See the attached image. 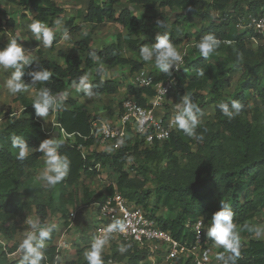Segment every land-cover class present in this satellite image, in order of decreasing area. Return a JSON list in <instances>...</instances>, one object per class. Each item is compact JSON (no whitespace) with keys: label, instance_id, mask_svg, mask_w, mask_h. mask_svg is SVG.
Segmentation results:
<instances>
[{"label":"trees","instance_id":"1","mask_svg":"<svg viewBox=\"0 0 264 264\" xmlns=\"http://www.w3.org/2000/svg\"><path fill=\"white\" fill-rule=\"evenodd\" d=\"M7 1L29 10L34 20L45 21L49 25L64 13V8L52 0ZM85 1V22L95 25L115 22L126 31V37L119 32L110 44L101 48L91 47L86 37L76 42L79 54H65L64 64L40 58L25 66V82H31L29 71L48 69L52 73L50 79L37 81L35 85L38 91L48 88L55 95L73 85L74 81L79 83L91 69L94 71V80L90 81L92 92L95 95L116 94L121 82L103 79L104 67L127 65L134 72L145 68L146 61L141 57L140 49L149 42H156L157 34L154 38L145 37L148 24L134 12L133 5L148 10L168 7L182 13L197 11L204 19L210 18L211 11H215L221 14L218 22L214 20L201 27L195 45L204 35H215L221 41L219 48L225 51L229 68L219 70L220 65L212 66L209 59L214 55L205 59L194 46L185 55L175 90V94L180 95V88L184 85L192 92L194 88L209 84L213 76L221 75L212 80L211 97L195 92L189 96L201 110L214 103V116L212 120L202 121L198 115L200 124L195 136H187L176 127L168 140L152 146H143L142 139L136 137L127 139L116 149L90 150L97 144L96 134L92 132L93 115L75 99L68 98L66 102L73 106L61 108L58 121L73 136L63 139L57 134V140L63 141L58 151L69 158L70 171L54 187L47 188L34 180L33 171L44 156L38 150L39 145L48 139V135L36 118L32 106L34 98L28 102L20 93L17 99L22 101L25 109L21 114L9 112L0 122V264H20L24 251L16 236L24 227L19 219H25L30 213L37 216L40 227L51 228L49 238L45 240L41 264L54 263L57 253L55 219H60L61 226L67 227L71 223L69 214L72 210L94 203L102 204L115 190L142 206L161 229L170 231L181 241L193 238L192 227L198 218H203L210 227L211 216L220 210L222 199L231 207L236 226L243 232L249 231L257 216L264 212V49L253 48L248 40L249 31L238 29L236 23L240 16L264 15V0H128L130 6L122 5L120 8L118 5L122 0ZM198 7L201 9L197 10ZM6 23L12 24V20L8 19ZM74 23L75 19L70 17L64 25L79 29ZM169 36L174 47L182 41L175 33L170 32ZM124 45L137 56H125L122 52ZM93 52L96 59L90 55ZM237 53L242 54V60L237 59ZM199 69H204L203 76L198 75ZM237 72L240 73L238 88L232 95H222L223 88L230 85ZM151 74L155 83L167 76L165 73ZM155 92L152 86L138 87L134 83L127 86V96L134 97L143 105ZM232 100L240 101L243 107L230 120L223 115L218 104L228 102L231 107ZM253 102L255 105L250 109ZM14 135L29 144L30 154L24 161L17 159L19 149L12 147ZM200 136L203 139H199ZM101 168L115 175V185L111 183L105 192H96L82 184L85 177L99 175ZM131 171L136 176H131ZM148 183L153 184V189L146 186ZM161 208L166 209L165 215H157ZM94 236L92 224L82 226L73 242L74 255L67 258L71 250L64 252L62 264H88L84 252L91 247ZM210 241L215 243L211 238ZM123 244L131 245L123 254L117 244L112 245L110 254L102 252L104 264H109L110 260L118 264H150L146 249L132 241ZM236 264H264V237L240 239V256Z\"/></svg>","mask_w":264,"mask_h":264},{"label":"clouds","instance_id":"2","mask_svg":"<svg viewBox=\"0 0 264 264\" xmlns=\"http://www.w3.org/2000/svg\"><path fill=\"white\" fill-rule=\"evenodd\" d=\"M157 27H164L163 20H157ZM56 30H59L61 20L55 21ZM30 30L34 34L37 41L42 42L45 48H50L53 44L55 32L53 28L40 20H33L29 25ZM63 39L69 40L70 35L67 29L63 32ZM155 43L152 46L144 45L140 49V55L144 61H152L155 59V67L172 76V69L178 71L183 64V55L174 47L170 36L167 32L163 34L157 33ZM221 41L213 34L204 35L196 48L199 50L200 56L207 59L220 46ZM25 48L20 43L17 37H9V42L6 47L0 49V67L4 69H14L9 79L6 81L7 89L13 94L27 92L29 83L23 78L25 73L23 69L30 65L32 58L25 54ZM93 59H96L95 52L90 53ZM237 59L242 60L241 53H237ZM204 69L198 70V75L203 76ZM31 77V84L37 81H48L52 76L48 69L31 70L28 72ZM73 86L77 91H83L89 97L93 96L92 85L89 82L88 75L80 78L79 83L73 82ZM68 96L67 92L52 94L50 89L42 88L35 96L32 106L35 109L38 117L46 118L50 109L55 110ZM218 107L223 115L230 120L238 115L243 105L238 100L231 101V107L228 102H221ZM234 110V111H233ZM202 114L199 106L192 102L189 96L184 95L180 98L179 103L175 105V115L171 124L181 130L187 136H195L196 129L200 124L198 115ZM199 139H203L202 136ZM63 141L55 138L44 139L39 145V151L44 154L45 167L40 173V178L45 182V187L51 188L62 181L70 171V160L66 155H61L58 151ZM12 147L18 148L19 152L17 159L24 161L30 154L28 142L19 137H12ZM234 213L229 205L224 200H221V208L211 216V225L207 228L206 236L214 240L216 246H222L227 256L223 253L217 256V259L223 264H236L237 258L240 256V235L236 230V224L233 221ZM26 223L31 226V231H28L20 243V248L24 251L23 258L20 264H41L43 259V249L45 248V240L49 238L51 228L40 227L38 221L27 219ZM127 225L122 220H116L110 224L102 233L97 235L91 244V247L84 252V258L88 264H104L102 252L105 246L111 239V234L114 232L124 233ZM196 231L200 234L201 224H196ZM256 236L261 235V230H255ZM131 245L120 244L118 250L121 254L125 253Z\"/></svg>","mask_w":264,"mask_h":264},{"label":"built area","instance_id":"3","mask_svg":"<svg viewBox=\"0 0 264 264\" xmlns=\"http://www.w3.org/2000/svg\"><path fill=\"white\" fill-rule=\"evenodd\" d=\"M42 22L48 25V22ZM236 27L240 30L249 31L248 40L253 48H264V15L249 14L240 16L237 19ZM20 36L21 33L18 30H14L11 34V37L18 38ZM181 54L183 55L182 68L185 64L186 54ZM181 68L177 71L173 66L172 76L167 75L163 80L156 83L148 68H141L133 73L132 81L136 86H152L156 92L148 98L145 105L140 104L132 96L123 99L117 124L105 122L98 118L93 119L92 132L96 134L97 142L101 143V146L109 144V147L103 148V150L119 148L124 144V140L129 138L139 137L142 139L143 146H152L156 142H164L171 137L173 130L176 128L171 124L175 114L166 111L164 104L166 98L174 93L178 86ZM3 117V115H0V122ZM36 118L40 121L48 138L57 137V134L61 135L63 139L73 136V134L65 131L56 116L53 118L50 129L45 127L43 119L38 116ZM95 146H92L90 150L94 149ZM97 167L99 168L100 165L98 164ZM82 208L87 209L80 214L89 212V209L94 211L91 213L92 215H87V218L92 220L90 224L94 227V238L116 220L124 221L127 225L126 231L124 233L119 231L112 233L111 239L105 247L113 244L120 245L124 242H135L148 251L150 264H156L159 258L163 259V264H223L222 261L217 259V256L221 253L225 256L228 254L223 247L216 246L215 243L210 241V238H207L208 226L203 218H198L194 222L192 227L193 238L181 241L176 239L170 231L161 229L142 206L135 204L117 190L113 195L108 196L104 203H94ZM80 209L70 212L71 223L66 227V230L69 229L70 231ZM58 220L60 221V219ZM56 222H54V225L58 226L59 224ZM198 222L201 224L200 234L197 233L195 227ZM58 230L56 261L52 264H62L63 253L72 249L70 238H65L64 233L58 234ZM109 264L116 263L110 260Z\"/></svg>","mask_w":264,"mask_h":264},{"label":"crops","instance_id":"4","mask_svg":"<svg viewBox=\"0 0 264 264\" xmlns=\"http://www.w3.org/2000/svg\"><path fill=\"white\" fill-rule=\"evenodd\" d=\"M52 1L56 5L62 6L64 8V13L60 17L61 25L59 30H56L55 25V21L59 18H56L52 25L48 24L49 27L53 28L55 36L52 46L50 48H45L42 42H39L35 39L34 34L29 28V25L34 20L31 12L23 8L22 6L10 3L7 0H0V19L2 20V25H0V49L7 46L9 37H11L13 31L18 30L21 33V36L18 37V40L25 48V54L32 58L30 63H34L40 58H48L59 64H64L65 54L80 53L76 42H79L82 39L88 37V44L91 47L101 48L105 45L110 44L115 38L116 33H119V30L117 32L114 31V28L117 26L115 22H107L109 25L104 26V28H106L105 31L100 30L101 28H99V25L85 22L83 19L87 6V2L85 0H67V2H65V0ZM77 3L79 4L77 5ZM82 3L83 6H80V4ZM125 6H130V4H125ZM70 17H73L75 19L74 24L78 25L79 29L74 30L70 27H65L64 22ZM8 19L12 20V24L6 23V20ZM89 27L94 30H91ZM65 29H67L70 35L69 40L63 39V32ZM114 67L115 66L111 67L110 70L107 67H104L102 78L116 79L121 82L119 91L116 94L103 93L96 95L94 94L93 96L89 97L88 95L83 94L82 91H77L73 85H70L61 92H67L68 96L54 110V114L52 116H56L57 118L59 116L61 108L73 106L66 102L68 98H73L77 101L78 105H81L88 109V111L93 115V118H98L104 120L105 122L117 124L120 112V102L118 100V97H120V94L127 93L128 85L126 86L125 79L127 81L126 76H128L130 70L127 69V65H117L116 67L119 68ZM13 71L14 69L11 68L4 69L3 67H0V115L7 111L9 108H13L15 111L14 113L21 114V112L25 109V105H23L20 99H17V96L20 93H23L28 102H30L39 92L35 84L29 83V90L27 92H20L13 95L6 87V81L10 78ZM88 72L90 82L94 80V71L90 69ZM132 77L133 74L128 76L129 83H133ZM173 94L174 93L170 94L166 98L165 106L167 109L166 111L175 114V105L177 103V99ZM54 117L50 119V117L47 116L46 118L42 117V119H44V122L49 124V121H53ZM54 138L57 139V137ZM94 149H96V146L94 147ZM93 212V209H89V212L79 214V222H73L71 232L76 230L78 227L77 225H81L83 220L86 221L87 217L89 215H92L91 213ZM78 235L79 232H76L74 234V238H76Z\"/></svg>","mask_w":264,"mask_h":264},{"label":"rangeland","instance_id":"5","mask_svg":"<svg viewBox=\"0 0 264 264\" xmlns=\"http://www.w3.org/2000/svg\"><path fill=\"white\" fill-rule=\"evenodd\" d=\"M206 1L207 2H211V0H206ZM65 2H67V0H65ZM79 3H77V5ZM125 4H129V1L128 0H122V3L120 5H118V7L120 8V6L125 5ZM80 6H83V3L80 4ZM132 8H133L134 12L138 16L144 18V20L148 24V32L145 35L146 38H154V36L158 32L159 33L167 32L168 34L170 32L175 33L180 38H182L181 43L178 44L177 46H175V48L180 53H185L186 55H188L189 52L194 48V46H195V38H196V35L198 34V31L201 29V27H205V26L209 25L210 22H212L214 20H215V22H218V18L221 16V14H219V13H217L215 11H211L210 18L204 19L197 11L191 12V13H182L178 9L171 10L168 7L156 8L154 10H148V9L138 8V7L134 6V5L132 6ZM200 9H201V7H198L197 10H200ZM158 19L163 20L164 27H157V23L156 22H157ZM107 25H109V24L107 23V24L99 25L100 26L99 28H101L100 30L105 31L106 28H104V26H107ZM89 28L91 29V27H89ZM91 30H94V29H91ZM118 30L121 33V35L126 36L125 35L126 31L122 27H120V25L117 24V26L114 28V31L117 32ZM117 34L118 33H116L115 38L117 37ZM153 44H154V42L153 43L149 42L148 46H152ZM122 52H123V54L125 56H128V57L137 56V55H135L134 51L128 49L125 45H124V48H123ZM213 55H214V57L212 56L209 59V62H210V64L212 66L216 67L217 65H220L219 68H218L219 70H227L229 68L230 65L226 62V58L224 57L225 56V51L222 52V50L220 48H218L213 53ZM141 60H142V58H141ZM143 66L145 68H148L154 74L163 73L161 70H159L158 68L155 67V59L154 58H153L152 61H147L146 63H144ZM107 68L110 70L111 67H107ZM114 68H119V67L115 66ZM127 69L130 70L128 76L132 75L134 70L132 71L129 66H127ZM128 76H126L127 77V81L125 79L126 86L129 84ZM220 76L221 75L213 76L209 80V84L205 85L204 87L194 88V90H192V92H195V93H198V94H205V95L211 97L212 93H210V91H211V87H212V83H213L212 80H216V79L220 78ZM239 84H240V73L237 72L236 74H234L233 78L231 79L230 85L225 87V88H223L221 94L224 95V96H229V95L234 94V92L238 88ZM180 89L182 90L180 95H178L177 93L175 94V92L173 94L175 96V98L177 99V103H179V100H180V98L182 96H184V95L190 96V94L192 93L191 90L186 88L184 85ZM128 96H130V95H128ZM128 96H127V93L126 94H120V97H118L119 102H121L123 99H125ZM164 105H166V103ZM254 105H255L254 102L251 103L250 104V109L252 107H254ZM214 106H215V104L212 103V104H208L207 106L202 108V110H201L202 114H200V118H201L202 121H207V120H212L213 119ZM9 112H15V111H14L13 108H9L7 111H5L1 115L4 116V115L8 114ZM53 114H54V111L50 109L49 114H48L50 119L53 117L52 116ZM40 118L42 119V117H40ZM43 121H44V119H43ZM44 123H45V127L47 129L51 128V125H52V121L51 120L49 121V124L46 123V122H44ZM126 141L127 140H124L125 143H126ZM100 144L101 143L97 142L96 149L103 150V148L105 149V148L109 147V144L106 145L107 147L106 146H101ZM44 161H45V157L43 156L41 161H40L39 166L33 171L34 180H36L38 182L40 181L43 184H45V182L40 178V173L43 171V169L45 167ZM131 176H133V177L136 176L135 172L131 171ZM137 178L141 179V177H138V176H137ZM115 182H116L115 175L112 174V172H110L109 170L101 168L99 175L93 176V177H90V178L85 177L83 179V181H82V184L88 186L89 188H91V190H94L96 192H99V191L105 192L106 186H108L111 183L115 185L116 184ZM146 186L151 188V189H153V184H151V183H148ZM152 198H153V195H152ZM150 200H152V199H150ZM85 209H87V208H85ZM85 209L81 208L77 212V217L74 220L75 223L79 222L78 221V215L82 211H85ZM166 212H167L166 209L161 208L158 211L157 215H165ZM27 219H33V220L38 221V223H39V220H38L37 216L35 214H33V213H30L25 219L24 218L23 219L22 218L19 219V223L24 227V229L16 236V241H18V242H22V240L24 239L26 233L28 231H31V226L26 223ZM55 221H57L58 224H59L58 225L59 227L56 226V228L59 229L58 230V234L64 233L65 234L64 235L65 238H70V240L72 242V246H73V242L75 240H77V238H78V236L76 238H74V234L76 232L80 233L81 229H82V226H87V224L90 223V222L92 223V220L90 218H87L86 221L83 220L81 225H77L78 227H77L76 230L71 232V228H70V232H69V229L66 230V227L60 226V221L58 220V218L55 219ZM256 229H260L261 230V235L259 237L256 236V234H255V230ZM236 230L239 232L241 240H248V239L253 238V237L254 238H262V237H264V212L257 216L252 228L249 231H244L243 232L237 226H236ZM56 239H57V237H56ZM112 247L113 246L105 247L103 252H107L108 254H110L112 252V249H111ZM74 252H75V250H74V247H73V249H71V252L69 254H67V258H71L74 255ZM162 262H163V259L159 258V259H157L156 264H163ZM116 264H118V263H116ZM121 264H125V263L123 262Z\"/></svg>","mask_w":264,"mask_h":264}]
</instances>
